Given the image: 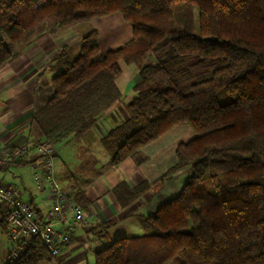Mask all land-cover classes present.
I'll use <instances>...</instances> for the list:
<instances>
[{
  "label": "trees",
  "instance_id": "16d2710c",
  "mask_svg": "<svg viewBox=\"0 0 264 264\" xmlns=\"http://www.w3.org/2000/svg\"><path fill=\"white\" fill-rule=\"evenodd\" d=\"M114 14L131 28L127 44L102 51L90 28L48 62L51 94L31 115L41 139L55 151L90 130L121 100V61L141 59L128 115L100 140L110 165H140L143 147L179 126L193 138L158 179L189 169L184 185L140 216L144 235L102 234L94 264H264V0H0V68L33 35ZM147 189L122 181L112 195L125 207ZM79 195L67 197L87 211ZM0 230L8 236L1 208ZM51 260L33 238L5 264Z\"/></svg>",
  "mask_w": 264,
  "mask_h": 264
},
{
  "label": "crops",
  "instance_id": "0c3cea01",
  "mask_svg": "<svg viewBox=\"0 0 264 264\" xmlns=\"http://www.w3.org/2000/svg\"><path fill=\"white\" fill-rule=\"evenodd\" d=\"M111 17L115 18L116 21L113 23L115 25L121 23L119 20L123 22L118 14L103 18L110 21ZM96 21L97 19L92 20L88 24L99 33ZM79 26L66 30L47 29L11 47L15 57L0 68V146L20 147L41 139L38 128L31 122V115L34 110L43 106L51 94L49 80L52 73L47 69V64L59 52L61 47L78 43L80 35L77 33V27ZM111 26L106 22L108 32L111 31ZM100 38L99 33V45ZM130 40L131 28L130 34L124 36L116 30L107 37L110 44L108 46H111L108 48L121 47ZM136 75L129 79L123 78L124 85L120 84L122 86L121 90L117 84L121 94L131 91ZM108 119L111 121L112 118L108 116ZM113 121L115 122V119ZM109 128L108 121L104 122L101 119L90 130L81 135H88L98 142L101 147L100 140ZM180 134L183 136L177 137ZM184 138H193L191 129L186 126L176 127L143 147L141 153L144 161L140 165L128 159L119 166L113 167L110 165L108 158V170L97 175L86 187L72 184L67 185V187L60 186L61 190L69 195L71 200H73L74 195L79 193L81 196L79 195L78 199L86 200L88 203L87 211L83 210V222L74 230L62 228L59 224L53 225L55 234L59 237L65 236L66 241L61 242L59 246V261L51 260L43 264H94V252L101 244L99 237L102 234H105L109 240L144 235L139 222L140 216H147L152 213L154 210L153 201L162 192L164 193L171 188L169 186L163 189L165 185L158 182V179L175 164L174 159L171 165V140L174 141V153L176 145L181 143ZM34 153V149L28 148L20 160L22 163L20 161V163L15 162L9 165L6 170L0 172V183L2 182L5 186L15 189L20 199L32 206L36 218L45 221L51 201L46 192L47 188L37 190L35 187L33 175L38 170L31 166ZM23 166L30 167L32 171L31 181L34 188L26 187L24 179L15 173L16 169ZM7 176L17 179L20 185L8 181L6 183ZM122 181L126 182L130 188L137 187L145 182L148 184V189L130 204L121 207L112 195V189ZM166 182V184H171V179ZM24 196H26V199H24ZM106 224H108L107 228L103 229ZM0 236L5 239L4 242L0 241V264H5L11 245L1 230Z\"/></svg>",
  "mask_w": 264,
  "mask_h": 264
},
{
  "label": "built area",
  "instance_id": "2783aa9c",
  "mask_svg": "<svg viewBox=\"0 0 264 264\" xmlns=\"http://www.w3.org/2000/svg\"><path fill=\"white\" fill-rule=\"evenodd\" d=\"M30 147L35 152L31 166L38 170L33 175L35 187L37 190L47 188L46 192L51 204L46 213L47 219L40 221L36 218L31 205L22 201L15 189L0 183V208L8 225L7 239L11 245V259L16 260L19 251L31 239L38 238L52 260L58 262L59 246L61 242L66 241V237L57 236L53 225L59 224L62 228L74 230L83 222L84 213L78 205L69 200L56 183L53 173L55 151L45 140H35L20 147L0 146V172L21 160Z\"/></svg>",
  "mask_w": 264,
  "mask_h": 264
},
{
  "label": "rangeland",
  "instance_id": "374dc122",
  "mask_svg": "<svg viewBox=\"0 0 264 264\" xmlns=\"http://www.w3.org/2000/svg\"><path fill=\"white\" fill-rule=\"evenodd\" d=\"M193 15H194L193 32L196 34L198 30L196 10H194ZM109 20L110 21H107V19L101 18V19H97L96 21L99 27V33L101 35L100 48L102 51H107L109 50L108 47H111L108 46L110 44L107 41V37L111 35L114 31L117 30L118 33H120L122 36L130 34L129 24L119 20V22L121 23L119 25H115L113 24L116 21L114 17H111V19ZM106 22L112 25L110 32L107 31ZM179 27H180V23L178 19L174 17L172 20V29H177ZM90 28L92 27L89 26L88 23H83L82 25L77 27V33L78 35H80V37L84 36L87 33L88 29ZM145 63H146L145 59H141L133 63H127L121 61L120 67L122 73L116 80L120 90L122 89L121 85H124L123 78L126 79H129L131 77L133 78L135 74H137V71L141 69V67ZM136 78H134V80ZM134 95H135L134 91H129L127 93L124 92L121 96V100L117 103V105L112 106L111 109L108 112H106L101 119L104 120V122L108 121V126L110 128L118 125L128 115L125 109V105L131 100V98ZM108 116L112 118L111 121H109ZM114 119L115 122L113 121ZM179 136L182 137L183 135L180 134L177 137ZM188 140H190V138H184V140H181V142H186ZM173 145H174V141L171 140V165L173 163V160L175 159L173 153ZM55 154L56 157L53 163V173H54L55 181L61 187H67V185L70 184L78 185L80 187H86V185L91 183L92 179H94L101 172L103 173L104 171L108 170L109 168L108 157L103 152V148L100 147L98 142H96L94 139H91L88 135L77 136L68 143L55 147ZM15 171L16 174H19L24 179V184L26 187L34 188L32 186V181H31L32 171L29 166H23L19 169H16ZM188 175H190L189 169L177 172V174H175L173 177L170 178L171 184H166L167 183L166 181L168 180L162 182V184L165 185L163 189L165 187L170 186L171 191H173L176 188L178 189L182 187L186 182ZM6 181L14 184H19L17 179H13L8 176L6 177L5 182ZM24 199H26V196H24ZM143 233H145L144 230ZM4 240H5L4 237L0 236V241L4 242Z\"/></svg>",
  "mask_w": 264,
  "mask_h": 264
}]
</instances>
